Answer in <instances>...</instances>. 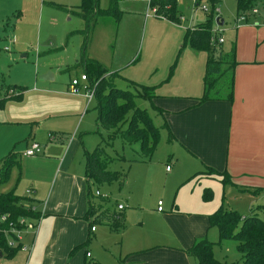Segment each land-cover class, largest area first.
I'll use <instances>...</instances> for the list:
<instances>
[{
  "label": "rangeland",
  "instance_id": "obj_1",
  "mask_svg": "<svg viewBox=\"0 0 264 264\" xmlns=\"http://www.w3.org/2000/svg\"><path fill=\"white\" fill-rule=\"evenodd\" d=\"M99 1L101 7H109L113 2ZM75 2L80 4L81 0H0V165L8 155H14L20 162L19 167L11 169L9 179L1 188H10L19 196L35 199V195L28 196L26 190L32 185L36 188L41 177L47 182L55 165L47 164L53 159L44 153L34 158L23 156L25 142L34 137L42 149L49 143L50 133L58 137L65 134L69 141L71 137L74 138L72 150L58 155L67 171H77L85 176V151L102 145L112 160L108 169L126 173L123 183L115 181L98 185L90 180V198L99 204L101 196L95 194L99 190L101 194L107 195L110 202L118 200L126 206V232L131 236L136 235L143 222L151 231L166 222L171 227L181 229H187L195 222L194 216L183 214H172L165 219L163 213L158 211L159 201L162 202L164 213H169L174 204L180 210H199L202 206V209H206L211 205L218 208L220 205L219 208L235 210L242 215L253 210L252 215L258 214L264 218V194L254 198V195L240 191L245 188L209 181L216 185V189L208 187L212 191L208 199L204 196L206 187L202 185L205 179L178 175L181 178L179 180L167 172L168 164L173 170L182 169L188 161L180 156L177 162L179 146L177 143L172 144L163 129L165 125L160 113L138 92H142L143 86H156L157 95L169 91L172 94L198 93L200 97L203 94L207 56L193 51L190 46H183L186 28L205 25L212 20V29L215 30L216 20L221 18L224 20L221 26L224 43L221 47L224 52L232 51L237 28L241 22L245 23L238 20L237 0H220L215 5L213 17L209 3L196 6L193 0H178L177 16H181L183 23L160 18L153 8L148 7L147 0H117L121 11L119 20L114 17L99 18L91 52L109 67L111 64L113 69L119 70V77L109 80L113 81L114 87L123 88L128 97H134L136 106L148 112L154 126L160 131L158 145L150 156L142 151L141 143L125 141L122 133H116L111 139L103 127H97L95 95L88 102L83 93L68 91L71 80L84 72L79 30L85 27V21L79 15L68 13ZM254 7L259 13L253 14L252 9L247 11L248 21L250 24L260 23L261 28L264 24V0H255ZM201 66L204 75L197 81ZM49 72L53 76L52 81L40 79V75ZM109 75L107 73L105 76ZM127 80L139 85H136L138 91ZM83 85L87 83L83 82ZM20 86L25 90L21 92ZM3 87L7 90L13 87L15 93H8V98L1 102ZM78 98H84L85 101L83 114L75 108L70 109L74 104L65 108L58 104ZM170 155L174 159H169ZM40 157H44L46 162L41 159L39 163ZM31 200L32 206L41 210L40 203ZM27 222L37 225L39 220L29 218ZM96 227L105 230L108 226ZM34 233V230L25 229L16 235L21 237L22 245L30 249ZM40 236V244L36 249L33 248L28 264H57L54 262L57 259H62V264H84L85 259L100 264H182L177 258L178 253L170 248L146 252L137 250L131 254L123 246L122 238L114 239L118 237L116 234L114 238H105L103 241L96 240L94 234L88 240L86 235L84 241L71 247L63 257L57 254L44 260L41 255V244L45 237L43 227ZM202 237L214 243L213 255L220 263L242 264L237 242L227 239L219 243L218 229L210 225L209 219ZM8 240L13 241L15 247L19 244L13 237ZM28 257L29 252L24 251L23 247L12 259L4 254L0 264H25ZM191 259V264H198L194 258Z\"/></svg>",
  "mask_w": 264,
  "mask_h": 264
},
{
  "label": "crops",
  "instance_id": "obj_2",
  "mask_svg": "<svg viewBox=\"0 0 264 264\" xmlns=\"http://www.w3.org/2000/svg\"><path fill=\"white\" fill-rule=\"evenodd\" d=\"M77 3L79 2H75L72 7L68 9V13L79 15L85 21V27L79 30L82 36L80 44L82 49L86 37L85 31L87 29V22L81 15V10L79 8L82 4V0L80 4ZM109 7L101 8L108 9ZM252 13L258 14L259 11L254 13L252 10ZM245 15V23L241 22V25L238 26L236 42H234V46L232 45V47L235 48V60L237 64L233 69V99L231 101L213 100L199 104L197 99L203 94L199 97L198 93L172 94L169 91H162L164 94H158L157 97L150 102L154 106V109L162 116L165 125L163 129L166 130L169 137V132L172 133V138L170 137L172 144L177 143L180 148L177 162L180 160V156H183V158L188 161L185 162L186 165H184L182 169L175 168L173 170L170 164H168L167 166H170V171L166 168L167 172L171 173L172 176H177L178 179L181 180L179 176L190 175L192 177L196 173L206 171L208 167H212L219 172L226 171L230 177V182H228L229 185L245 188L244 190L240 189V191L248 192L256 198L258 195L264 194V24L261 25V28H259L260 23L258 22L250 24L248 21V14L245 13ZM104 17L114 16H102L99 18ZM219 19L223 20L221 18ZM116 20L118 21L119 19L116 18ZM98 21L99 19L92 28L86 49L84 51L82 50V53L89 59L99 61L107 69L109 74H116L117 78L119 77V70L113 69L114 67H112L111 64L109 67L104 60L101 61L100 58L94 56L91 52L93 46L92 38L95 28H97L99 24ZM183 21L179 23H183ZM221 26L222 25L217 23L216 28L222 30ZM187 29H189V27L186 28V30ZM222 43H224V41ZM7 49L8 48H5V50ZM192 50L194 51L193 48ZM195 52L206 54L207 67L208 54L203 51L195 50ZM222 53L226 54L229 52H224L222 50ZM85 73L84 68L82 74ZM203 75L204 72L201 66L197 74V81L198 79L200 80ZM40 79L43 81H52L53 76L49 72L40 75ZM128 81L133 82L127 80V82ZM87 83L89 84V81H87ZM1 89L3 90L2 93H4L3 99L1 100L2 102L8 98L9 91L5 87ZM203 92L204 81L202 93ZM81 98L74 99V101L70 102L66 101L68 103H62L63 101L58 102V104L61 105L62 108L74 104L75 106L70 109L75 108L78 113L83 114L85 101L83 100L84 98ZM96 124L98 127L97 114ZM57 137L58 136L50 133L49 143H46V146L44 145L45 148L42 147L41 152L36 155L39 156L44 153L48 157H52L53 162H47V164L55 165L50 179L46 182L45 178L41 177L37 185L34 181L37 186L36 188L32 185L26 190L28 196L30 194L35 195V199L31 200V198H29L31 201H38L41 205V210L34 207L40 213L39 218L36 219L39 220V225L30 223L29 227L25 228L26 230L31 229L35 231L30 249H28L27 245L19 249L22 250L24 247V251L29 252V257L25 264H28L33 248L36 249L40 244L42 227L45 230V237L41 244L43 246L41 255L44 260L55 257L57 254L63 257L71 247L84 241L86 235L88 240H90L92 234H94L96 240L103 241L105 238H114L113 236L116 234L118 237L114 239L118 240L119 237L120 239L122 238L123 246H125L127 251L131 252V254L137 250L138 252H146L157 248H170L178 253L177 258L182 264H191L192 259L185 250L191 248L197 239L203 238L204 228L206 229L209 216L211 215H207V213L217 211L220 205L218 208L215 205H211V207H207L206 209H202V206L199 210H180L179 207L174 204L169 213H164V210H161L163 213L162 216L165 219L169 218L172 214L194 216L192 218L195 219V222H193L189 228L181 229L180 227H171L170 224L166 222V224L151 231L148 230V227H146V224L143 222L141 229L137 231L136 235L131 236L126 232L128 228L126 224V206L124 209L119 210L118 204H122L121 202L118 200H116V202H110L107 201L109 200L108 197H101V202L95 204L97 206L101 205L99 215L103 212L104 220L101 223L90 222L87 218L90 198L89 189H87V187L90 188V179L86 174V154L93 150H86L84 154L85 176L80 175L77 171H67L64 162L59 161L58 155L61 152L72 150L74 138L71 137L69 141V137L65 134ZM31 141L36 140L34 137L28 138L25 142L26 148L30 145ZM66 143H68V145H66ZM170 157L171 155L169 159H174ZM41 159L46 162L44 157H40L39 163ZM194 179H205L206 181H204L202 185L206 187V189H209L208 187H214L216 189V185L210 184L209 181H220L221 183V177L209 175H199ZM46 185L48 189H46ZM8 189L9 190L1 188L3 191L11 190L10 188ZM41 199L43 200L41 201ZM90 201L92 202L91 198ZM158 211L160 210L158 209ZM253 212V210L246 213L243 212L242 216L247 217L252 215ZM117 213H119V218L113 219V216L117 217V215H115ZM203 214L205 216H203ZM92 220H95V217H93ZM92 222L93 224H91ZM88 225L89 227L87 229ZM96 225L108 227L102 230L98 229ZM35 226H37V228H35ZM92 226L96 227L95 230L91 229ZM46 231H48V234ZM15 255L6 256L12 259ZM3 257L4 254L0 256V258ZM54 262L62 264V259H57Z\"/></svg>",
  "mask_w": 264,
  "mask_h": 264
},
{
  "label": "trees",
  "instance_id": "obj_3",
  "mask_svg": "<svg viewBox=\"0 0 264 264\" xmlns=\"http://www.w3.org/2000/svg\"><path fill=\"white\" fill-rule=\"evenodd\" d=\"M177 1L162 0L155 2V4L158 5V12L164 14L167 19L179 21L180 16H177L176 11ZM219 2L220 0H195L196 6L201 3H209L212 6L210 10L212 17L216 9L215 5ZM254 4L255 0H237L238 15H245L250 9H255ZM79 8L81 15L87 22L86 37L82 47L84 51L89 41L91 30L99 17L114 16L119 19L121 11L118 9L117 0H113L108 9L101 8L99 0H82ZM217 37L212 29V20L205 25L187 29L184 36V47L190 46L196 51H203L208 54L204 92L197 99L199 104L213 100L231 101L233 99V69L237 64L235 48L233 47L232 51L223 54L221 43L212 40ZM227 57L230 59L228 60ZM83 64L89 86H95L94 95L98 127H103L111 139L116 133H122L125 141L141 143L142 151L150 156L158 145L160 131L154 126L148 112L138 108L134 102V97H128V94L124 93L123 88L114 87L113 81L111 82L109 78L114 80L117 75L110 74L105 76L108 71L99 61L84 56ZM130 84L137 90L136 83L130 82ZM143 87L142 92L137 90L141 93L140 97L152 102L157 97L156 86ZM10 89L14 88L11 87L8 91ZM24 90L25 88L20 87L21 92ZM169 134L172 138V133L169 132ZM86 155V174L90 180H93L98 185L111 184L115 181L123 183L126 173L108 169V164L112 160L109 159L110 154L102 145L97 146L92 152H87ZM5 158L4 163L0 165V254L13 256L23 246L21 239L16 233L29 227L30 223L27 222V219H37L40 213L32 206L30 199L27 197L17 195L14 190H1V185L6 183L10 177L11 169L15 166H20V162L17 161L14 155H8ZM199 175L221 177V182L224 185L230 182L229 174L226 171L219 172L212 167H208L204 172L196 173L192 178ZM91 193L89 188V197ZM211 193V189H205V198L210 199ZM100 208L101 205L97 206L89 198L87 218L90 222H103L104 215L103 212L99 215ZM115 215L117 217L113 216V219L119 218V213ZM93 217H95V220H92ZM209 223L217 227L219 243L227 239L237 242L242 264H264V218L257 214L243 217L238 211L220 207L209 216ZM10 237L18 240L19 244L17 247H15L13 241L14 245L10 244L8 240ZM212 245L214 243L210 242L206 237L200 238L185 252L189 257L194 258L198 264H222L214 258ZM84 264L100 263L85 260Z\"/></svg>",
  "mask_w": 264,
  "mask_h": 264
},
{
  "label": "built area",
  "instance_id": "obj_4",
  "mask_svg": "<svg viewBox=\"0 0 264 264\" xmlns=\"http://www.w3.org/2000/svg\"><path fill=\"white\" fill-rule=\"evenodd\" d=\"M158 1H162V0H147L148 6H149V8H153L154 12L157 13V15L160 16V18H166L167 19V17L164 14H159L158 13V5L155 4V2H158ZM193 1L195 2V0H193ZM149 8H148V10H149ZM204 10L207 11V7L204 6ZM253 12L257 13L258 10L257 9H253ZM238 18L241 21H245L246 20V15L241 14V15L238 16ZM180 21H183L181 16L179 17V22ZM213 32L218 37L217 38H213L212 40L214 42L217 41L218 43H222L224 41L223 37L221 36L222 30L220 28H216L215 30H213ZM87 81H88V78H87L86 74H82L80 77L72 79L71 83L69 85L68 91L71 92V93H83L88 98V100L92 99V97L94 95V91H95V86H92V87L89 86ZM83 82L87 83V85L84 86ZM9 93H15V90L14 89H10ZM41 150H42L41 149V145L37 141H31L30 145L23 152V155L28 157V158L34 157V156L38 155L41 152ZM167 170L170 171V166H167ZM95 194L97 196H101L103 198L107 197V195L101 194L100 191H96ZM158 204H159L158 205V209L161 211L162 210V202L159 201ZM124 208H125V206L123 204H118V209L119 210H122ZM3 219H5V218L3 217ZM35 228H37V227L35 226ZM95 228H96L95 226L91 227L92 230H95ZM19 239H21L20 236H19ZM10 244L14 245L13 242H10Z\"/></svg>",
  "mask_w": 264,
  "mask_h": 264
},
{
  "label": "water",
  "instance_id": "obj_5",
  "mask_svg": "<svg viewBox=\"0 0 264 264\" xmlns=\"http://www.w3.org/2000/svg\"><path fill=\"white\" fill-rule=\"evenodd\" d=\"M216 23H218L219 25H223V20H220L219 18H217Z\"/></svg>",
  "mask_w": 264,
  "mask_h": 264
}]
</instances>
